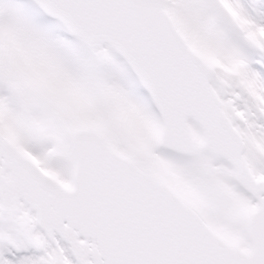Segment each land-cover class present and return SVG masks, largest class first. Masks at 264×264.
Returning <instances> with one entry per match:
<instances>
[{
    "label": "snow or ice",
    "instance_id": "1",
    "mask_svg": "<svg viewBox=\"0 0 264 264\" xmlns=\"http://www.w3.org/2000/svg\"><path fill=\"white\" fill-rule=\"evenodd\" d=\"M0 264H264V0H0Z\"/></svg>",
    "mask_w": 264,
    "mask_h": 264
}]
</instances>
